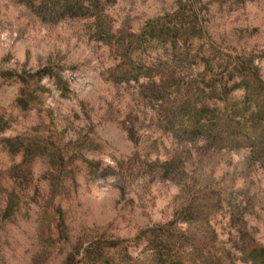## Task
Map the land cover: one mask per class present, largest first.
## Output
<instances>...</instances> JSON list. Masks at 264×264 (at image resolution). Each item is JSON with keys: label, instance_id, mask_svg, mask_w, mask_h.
I'll use <instances>...</instances> for the list:
<instances>
[{"label": "rangeland", "instance_id": "rangeland-1", "mask_svg": "<svg viewBox=\"0 0 264 264\" xmlns=\"http://www.w3.org/2000/svg\"><path fill=\"white\" fill-rule=\"evenodd\" d=\"M0 264H264V0H0Z\"/></svg>", "mask_w": 264, "mask_h": 264}]
</instances>
